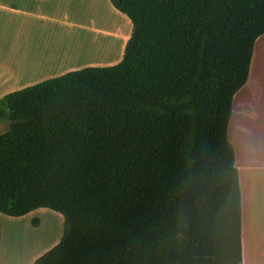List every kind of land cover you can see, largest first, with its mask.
Wrapping results in <instances>:
<instances>
[{
	"label": "trees",
	"instance_id": "obj_1",
	"mask_svg": "<svg viewBox=\"0 0 264 264\" xmlns=\"http://www.w3.org/2000/svg\"><path fill=\"white\" fill-rule=\"evenodd\" d=\"M110 1L133 23L120 63L0 98V211L63 216L33 264H241L229 123L264 0Z\"/></svg>",
	"mask_w": 264,
	"mask_h": 264
},
{
	"label": "crops",
	"instance_id": "obj_2",
	"mask_svg": "<svg viewBox=\"0 0 264 264\" xmlns=\"http://www.w3.org/2000/svg\"><path fill=\"white\" fill-rule=\"evenodd\" d=\"M87 1L0 0V98L71 71L123 60L133 32L131 19L110 0H95L112 14L110 19L109 14L90 13L84 7ZM263 39L264 34L256 43ZM229 138L241 186V264H264V59L260 52H253L248 80L234 96ZM41 212L47 214L45 220L38 217ZM49 214L58 212L37 208L9 216L0 211V264H33L59 242L61 236L43 246ZM33 219L39 221L37 226Z\"/></svg>",
	"mask_w": 264,
	"mask_h": 264
},
{
	"label": "rangeland",
	"instance_id": "obj_3",
	"mask_svg": "<svg viewBox=\"0 0 264 264\" xmlns=\"http://www.w3.org/2000/svg\"><path fill=\"white\" fill-rule=\"evenodd\" d=\"M84 1H87V0H84ZM86 6L88 7V10L90 11V13H93V12H96L97 13V11H98V13L96 15H98L99 13L102 12L101 16L104 15V14L106 16H108V14H109V19L111 18L110 16L112 14L110 12L108 13L107 10H106V8H105V6H103L100 2L97 3L95 0H90V1L88 0L87 3L84 5V7H86ZM84 11L86 12V10H84ZM80 17H83V16H78L77 18L79 20H81ZM114 19H112V21ZM254 52L255 53L256 52H260L261 56L264 59V39L262 41L260 40L259 42L256 43ZM8 128H9V123L7 121H3L1 123L0 132L3 133ZM58 214H53V215L52 214H49L48 215V222L46 223V225L44 223V225L48 229V234H47L48 239L43 244V246H45V245L50 246L51 244H53L55 242V240L58 237L62 236L63 228H64V221L62 222V220H64V218H63V216L59 212H58ZM45 215H47V214H45V212H41L38 217L42 216V218L45 220ZM50 215L53 216V218H51ZM54 215H56V216H54ZM32 224H34V223L32 222ZM51 226L53 227L52 229H51ZM45 229H43V230H45ZM230 255L231 254H228V250H226L224 252V254L222 255V258H221L222 260H221V262L219 264H240L239 254H235L233 257H231Z\"/></svg>",
	"mask_w": 264,
	"mask_h": 264
},
{
	"label": "bare ground",
	"instance_id": "obj_4",
	"mask_svg": "<svg viewBox=\"0 0 264 264\" xmlns=\"http://www.w3.org/2000/svg\"><path fill=\"white\" fill-rule=\"evenodd\" d=\"M100 14H102V13H100ZM97 17V16H96ZM98 18V17H97ZM108 19H109V17H107Z\"/></svg>",
	"mask_w": 264,
	"mask_h": 264
}]
</instances>
